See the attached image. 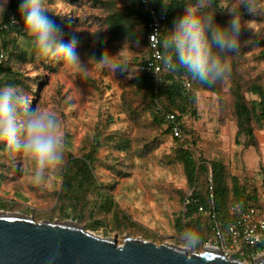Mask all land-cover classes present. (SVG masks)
Returning <instances> with one entry per match:
<instances>
[{
	"label": "rangeland",
	"instance_id": "obj_1",
	"mask_svg": "<svg viewBox=\"0 0 264 264\" xmlns=\"http://www.w3.org/2000/svg\"><path fill=\"white\" fill-rule=\"evenodd\" d=\"M9 3L10 0L7 7ZM119 3L124 8L128 0H45L49 14L64 31L65 41L76 35L77 51L90 69L86 78L60 56L48 60L40 57L33 51L24 26L21 34L12 37L18 45L16 57L11 56L10 61L15 72L12 79L20 81H6L5 86L14 87L32 108L55 92L65 120V150L62 162L46 169L42 182L36 183L34 161L0 143V209L32 215L37 221L74 220L94 234L115 237L119 244L129 234L197 251L211 244L217 246L215 237L208 234L197 235V242L187 245L185 233L189 231L183 230L179 219L194 186L188 184L182 162L174 152L182 145L197 157L201 154L223 163L230 185H241L264 208V126H255V139L238 133L231 90L232 81L237 80L247 99L260 100L252 90L255 87L264 105V0H251V13L246 11L243 0L217 2L215 11L221 17L228 22L227 10L236 9L247 27L238 52L227 54L231 67L227 79L213 84L210 90H197L196 115L176 111L185 127L179 136L165 133V123L153 121V114H161L166 108L138 78V62L145 55L143 40L137 38L138 46H124L121 56L130 61L129 72L115 73L90 60H98L105 49L116 54L124 45L127 36L112 38L105 23L109 11ZM209 6L210 0H206L204 11ZM4 12L0 9V21ZM13 18L12 15L11 21ZM78 26L82 32L76 33ZM22 47L29 48L31 56L28 53L24 58ZM262 108L259 105L257 110ZM97 130L101 144L96 148L92 171L100 186L84 192L80 207L72 211L76 215L66 218L65 199L58 198L63 169L71 155L81 156L88 150ZM105 194L112 197L114 206L110 209L102 206ZM238 208L232 206L230 210L235 213ZM185 221L190 222L191 217ZM254 259L255 256L244 258L249 264Z\"/></svg>",
	"mask_w": 264,
	"mask_h": 264
},
{
	"label": "trees",
	"instance_id": "obj_2",
	"mask_svg": "<svg viewBox=\"0 0 264 264\" xmlns=\"http://www.w3.org/2000/svg\"><path fill=\"white\" fill-rule=\"evenodd\" d=\"M10 0L7 10L3 13L0 21V50L5 53V60L0 68V88L5 86V82H15L12 77L15 72L12 71L10 66L11 56L16 57L17 42L14 35L22 33L23 22L20 20L18 8L19 6ZM161 11L167 16V23L163 29V37L161 39V46L163 52L172 58L175 62V57L165 47V39L168 36V30L170 29L174 20L183 14L184 8L192 3L188 0H157ZM219 0H210L211 6L206 9L207 12H215V20L224 25L227 21L221 17L215 10H217V2ZM117 6L109 11L105 18L107 25V33L112 38H120L123 36H136L137 38L145 42V55L140 58L139 65L143 63L148 54L147 50V32H148V16L145 12L143 5L139 0H128V4L117 10ZM18 19L17 23L11 21V16ZM169 22V23H168ZM15 48V49H14ZM33 51H37L40 57H44L47 60L51 59L47 55H42L35 47ZM31 52L27 47L21 48V54L24 58H28L27 55ZM138 78L148 87L152 97L160 99V102L165 105L166 110L175 114L176 122L180 129L185 130L182 123L181 115L176 113H191L196 115V92L199 89H212L213 85L201 84L195 81L191 76L183 69L178 68L175 71L170 69L162 73V81L159 86L158 93H154L152 84L149 81V76L140 72ZM188 84L189 88H186ZM231 90L234 95L233 108L236 117V124L238 127V133L244 134L249 139H255L254 128L256 125L264 126V105L261 101L262 94L260 90L255 87L252 88L256 96L260 97V100L256 98L247 99L241 90V86L237 80L232 81ZM262 105L261 110H257V107ZM153 121L162 125L165 123V133L172 135L171 126L168 125L163 119L161 114L154 113ZM100 131L92 136V142L88 150L81 156L71 155L68 158L67 164L63 169L62 174V188L59 191L58 198L65 199L63 216L72 217L75 214L72 211H76L80 207L81 199H83V193L91 190L93 187L100 186L95 180L92 171L93 163L96 160V148L100 146ZM178 156L183 165V171L186 176L189 185L194 186L191 194L187 196V202H185L184 210L180 214L179 221L183 225L184 229L199 234L213 235V225L215 222L219 225L224 232L228 222L236 219L239 215V210L235 213L230 210L232 206L238 209H244L249 206L263 207L261 203L254 195L246 194L241 185H230L231 179H229L227 169L225 165L218 161L208 160L200 156H195L192 150L184 148L182 145L177 147L174 152V156ZM106 209H110L114 206L112 197L105 194ZM231 196H234L232 198ZM232 201V202H231ZM1 206V204H0ZM190 222H186V218H190ZM40 219V218H38ZM88 228V227H86ZM247 259L250 255H243ZM237 258V257H236ZM244 258L240 260H244ZM245 261V260H244Z\"/></svg>",
	"mask_w": 264,
	"mask_h": 264
},
{
	"label": "clouds",
	"instance_id": "obj_3",
	"mask_svg": "<svg viewBox=\"0 0 264 264\" xmlns=\"http://www.w3.org/2000/svg\"><path fill=\"white\" fill-rule=\"evenodd\" d=\"M8 0L0 2V9L6 10ZM247 12L253 11L251 0H243ZM206 0H195L188 4L183 14L173 22L168 30L165 47L175 57L166 59L168 69L183 68L193 80L201 84L213 85L226 80L231 67L228 53L238 52L241 35L246 29L242 16L236 9L227 10L230 19L227 24L215 20V12L204 11ZM121 5H117L120 12ZM20 20L33 46L42 55L62 57L83 78L89 74V66L77 51L76 35L68 41L64 39L62 27L53 19L45 7V0H21L18 8ZM15 22V18H13ZM76 33L82 32L79 26ZM139 41L136 36H127L124 45L112 54L105 49L100 58L90 59L112 72H129L130 61L121 54L125 44ZM55 92L32 108L30 101L22 97L12 86L0 88V143L10 151L22 152L35 163L33 179L42 182L45 170L58 166L65 150V120ZM187 245L197 242L194 232L185 233Z\"/></svg>",
	"mask_w": 264,
	"mask_h": 264
},
{
	"label": "water",
	"instance_id": "obj_4",
	"mask_svg": "<svg viewBox=\"0 0 264 264\" xmlns=\"http://www.w3.org/2000/svg\"><path fill=\"white\" fill-rule=\"evenodd\" d=\"M0 264H249L219 247L191 250L123 236L102 237L74 220H35L32 215L0 209ZM252 264H264V253Z\"/></svg>",
	"mask_w": 264,
	"mask_h": 264
},
{
	"label": "built area",
	"instance_id": "obj_5",
	"mask_svg": "<svg viewBox=\"0 0 264 264\" xmlns=\"http://www.w3.org/2000/svg\"><path fill=\"white\" fill-rule=\"evenodd\" d=\"M19 6L21 0H15ZM148 16L147 50L148 54L139 70L149 76L154 93H158L162 81V73L168 70L167 56L162 49L161 39L163 29L167 23L166 14L160 10L157 0H139ZM5 60V53L0 50V68ZM161 115L165 122L171 126L172 135H180V127L176 122L175 114L162 109ZM188 200L186 199V202ZM217 247L227 255L259 256L264 253V208L249 206L239 210L236 219L226 225L223 232L215 222L212 227ZM211 241V240H210ZM213 245V244H211Z\"/></svg>",
	"mask_w": 264,
	"mask_h": 264
}]
</instances>
